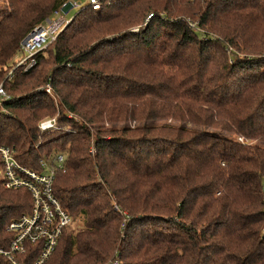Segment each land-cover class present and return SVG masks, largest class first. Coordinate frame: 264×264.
I'll use <instances>...</instances> for the list:
<instances>
[{
	"label": "trees",
	"instance_id": "trees-1",
	"mask_svg": "<svg viewBox=\"0 0 264 264\" xmlns=\"http://www.w3.org/2000/svg\"><path fill=\"white\" fill-rule=\"evenodd\" d=\"M64 1L0 0V145L36 170L63 155L45 264H264V0L85 2L5 77ZM30 206L0 183L1 246Z\"/></svg>",
	"mask_w": 264,
	"mask_h": 264
},
{
	"label": "built area",
	"instance_id": "built-area-1",
	"mask_svg": "<svg viewBox=\"0 0 264 264\" xmlns=\"http://www.w3.org/2000/svg\"><path fill=\"white\" fill-rule=\"evenodd\" d=\"M92 9L100 7L99 0H86ZM80 0H66L54 14L34 26L20 41L21 59L14 62L5 77L13 76V69L22 66L24 70L35 64V54L56 39L58 34L71 20L66 14L72 8H79ZM9 98L2 81L0 82V111ZM56 119L49 118L39 123L40 129L56 127ZM63 155L53 159L40 160V170L21 164L16 158L13 147L0 145V183L4 188L26 189L31 196L28 212L12 220L6 230L11 233L6 246L0 245V264H27L26 253H33L35 258L30 264H45L54 251L62 230L71 223V216L66 212L52 192L54 166L60 167Z\"/></svg>",
	"mask_w": 264,
	"mask_h": 264
},
{
	"label": "rangeland",
	"instance_id": "rangeland-1",
	"mask_svg": "<svg viewBox=\"0 0 264 264\" xmlns=\"http://www.w3.org/2000/svg\"><path fill=\"white\" fill-rule=\"evenodd\" d=\"M81 1V6L82 5H84L85 4V2H86V0H80ZM80 6V7H81ZM75 12H77V8H72L70 11H68L67 12V14H66V18H70V16H72ZM21 57H22V54H21V52H19V54H17V56L13 59V61L14 62H16L17 60H19V59H21ZM8 72V71H7ZM7 74V73H6ZM6 76V75H5ZM2 83H3V81H2ZM4 86V85H3ZM47 90H48V88H47ZM49 118H53V117H47V118H43L42 120H47V119H49ZM55 118V117H54ZM56 119V118H55ZM41 120V121H42ZM40 121V122H41ZM39 122V123H40ZM38 126H39V124H38ZM77 225V224H76Z\"/></svg>",
	"mask_w": 264,
	"mask_h": 264
}]
</instances>
